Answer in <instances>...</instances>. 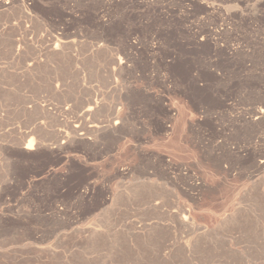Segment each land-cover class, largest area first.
<instances>
[{
	"label": "rangeland",
	"instance_id": "rangeland-1",
	"mask_svg": "<svg viewBox=\"0 0 264 264\" xmlns=\"http://www.w3.org/2000/svg\"><path fill=\"white\" fill-rule=\"evenodd\" d=\"M255 109L264 0L0 5V264H264Z\"/></svg>",
	"mask_w": 264,
	"mask_h": 264
},
{
	"label": "bare ground",
	"instance_id": "bare-ground-1",
	"mask_svg": "<svg viewBox=\"0 0 264 264\" xmlns=\"http://www.w3.org/2000/svg\"><path fill=\"white\" fill-rule=\"evenodd\" d=\"M13 2V0H0V5L1 6H4V5H8V4H10V3H12ZM234 25V24H233ZM227 27V26H226ZM232 33V32H231ZM219 34V33H218ZM258 36V35H257ZM246 42V41H245ZM248 46V45H247ZM243 50V49H242ZM248 51V50H247ZM246 52V51H245ZM249 53V52H248ZM247 54V53H246ZM245 54V55H246ZM250 54V53H249ZM128 57H129V55H128ZM246 58V57H245ZM249 59V58H248ZM123 62V61H122ZM257 66V65H256ZM261 108V107H260ZM93 112V111H92ZM252 112H253V110H252ZM263 110H256L255 109V111H254V115H256V118H259V117H261L262 118V116H263ZM253 115V116H254ZM245 117V116H244ZM243 117V118H244ZM260 118V119H261ZM246 121H247V119H245ZM251 120V119H250ZM252 121V120H251ZM247 123H248V121H247ZM113 130V129H112ZM29 134V133H28ZM262 158V157H261ZM262 165V164H261Z\"/></svg>",
	"mask_w": 264,
	"mask_h": 264
}]
</instances>
